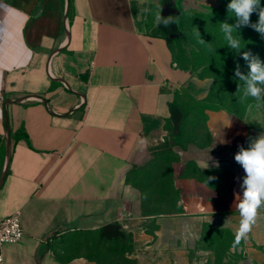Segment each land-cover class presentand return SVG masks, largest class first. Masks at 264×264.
<instances>
[{"label": "crops", "instance_id": "0c3cea01", "mask_svg": "<svg viewBox=\"0 0 264 264\" xmlns=\"http://www.w3.org/2000/svg\"><path fill=\"white\" fill-rule=\"evenodd\" d=\"M156 2L0 0V219L20 210L25 230L4 264H193L203 226L238 233L248 174L235 155L264 133L227 109L206 110L174 164L181 211L144 212L127 181L181 118L171 104L190 77L150 19ZM127 211L133 251H96ZM244 242L264 264V204Z\"/></svg>", "mask_w": 264, "mask_h": 264}, {"label": "rangeland", "instance_id": "374dc122", "mask_svg": "<svg viewBox=\"0 0 264 264\" xmlns=\"http://www.w3.org/2000/svg\"><path fill=\"white\" fill-rule=\"evenodd\" d=\"M150 15L157 20L161 6L173 2L179 10L181 36L175 37L173 53L177 65L189 73V79L177 90V99L189 110L182 142L175 141L171 126L167 123L165 131L160 133L151 145V158L140 167L134 168L131 184L143 193L144 212L162 210L166 205L160 201V186L175 178L174 164L188 143L197 141V135L203 132L205 112L210 109H227L245 118L253 129L264 133V91L259 101L250 95L245 96L246 84L235 75L236 65L240 71L248 74V62L242 53L249 51L264 63V39L262 34L250 26H241L232 35L240 39V50L228 47L225 33L221 31V22L235 25L234 14L228 13L230 0H156ZM176 4V5H175ZM264 6V0H261ZM231 17V18H230ZM252 23L258 21V15L250 17ZM199 31L200 36L196 35ZM204 43H200V39ZM238 84L240 86L238 90ZM264 90V84L257 83ZM181 141V140H180ZM156 185L157 187H154ZM165 190V188L163 189ZM237 233L227 225L208 224L201 228L196 241L190 248L193 264H250L245 250L244 238L236 240ZM82 240V237H78ZM81 251L85 246L79 244ZM105 246H97L103 252ZM130 262V261H129ZM128 260L126 264H130Z\"/></svg>", "mask_w": 264, "mask_h": 264}, {"label": "clouds", "instance_id": "9594fccd", "mask_svg": "<svg viewBox=\"0 0 264 264\" xmlns=\"http://www.w3.org/2000/svg\"><path fill=\"white\" fill-rule=\"evenodd\" d=\"M227 10L228 13L234 14L233 17L236 19L235 25H229L227 21L220 23L221 31L225 33L230 49H236L238 52L240 50V39L233 37L232 34L241 26L252 27L260 32L262 34L261 38L264 39V6H261V0H230ZM253 13L258 15L256 23H252L250 19ZM157 20H163L166 27L169 24L167 18H162L159 15L157 16ZM196 35L200 36L198 30L196 31ZM200 43H204L202 38L200 39ZM242 56L248 62V74L244 75L241 73L240 65L237 64L235 75L246 84L245 96L250 95L259 101L260 94L264 90L256 85L257 83L264 84V63L259 60L258 56L253 57L249 51H244ZM237 87L239 90V84ZM222 142L224 141L222 140ZM235 160L242 164L248 174L244 181L247 187L243 193V199L237 205L243 217L236 237L237 242H239L241 238L246 237V234L250 232L256 220L257 209L264 204V134H261L253 142L250 149L240 147L239 152L235 155ZM214 164L215 167L219 166L217 162H214ZM209 179H214V177H210Z\"/></svg>", "mask_w": 264, "mask_h": 264}, {"label": "trees", "instance_id": "16d2710c", "mask_svg": "<svg viewBox=\"0 0 264 264\" xmlns=\"http://www.w3.org/2000/svg\"><path fill=\"white\" fill-rule=\"evenodd\" d=\"M181 16V15H180ZM176 14H170L167 16H161L162 18H167L169 20V24L166 27L163 20L158 21L159 22V29L160 31L165 35L167 40L169 41V45L173 49V42L174 38L181 36L182 31L180 30L179 18ZM173 34L174 37H170V35ZM179 106L181 108L182 116L181 118L176 121L174 124H170L172 136L175 138V141L182 142V138L186 136L185 132V124L187 122V119L189 117V110L187 109L186 105L182 104L178 99L177 95L175 98V101L171 104V107ZM224 109V108H223ZM181 140V141H180ZM134 168L131 170L127 177V181L131 183L132 174H134ZM132 173V174H131ZM175 179L171 178L169 181H167L164 185L160 186L161 190L159 192L160 194V201L162 204L166 205V208H162V210H153V211H147V213H161L165 211H181V205H179V199H180V193L179 189L175 186ZM154 187H157L156 185H153ZM165 188V190H163ZM98 235L96 238L97 245H95V248L97 249V246H101L100 244H106L108 243V246H105L108 252H111L113 254L117 255H124L126 253H130L133 251L134 246L132 243V239L130 234L126 233L122 226L118 222H112L109 223L103 227H101L98 231ZM85 238L86 236H80Z\"/></svg>", "mask_w": 264, "mask_h": 264}, {"label": "built area", "instance_id": "2783aa9c", "mask_svg": "<svg viewBox=\"0 0 264 264\" xmlns=\"http://www.w3.org/2000/svg\"><path fill=\"white\" fill-rule=\"evenodd\" d=\"M132 217L131 212L121 213L119 222L123 229L129 228V223L126 222ZM25 235V230L22 223V214L20 210L6 215L0 219V264L5 263L4 247L9 243H17L22 240Z\"/></svg>", "mask_w": 264, "mask_h": 264}, {"label": "water", "instance_id": "95a60500", "mask_svg": "<svg viewBox=\"0 0 264 264\" xmlns=\"http://www.w3.org/2000/svg\"><path fill=\"white\" fill-rule=\"evenodd\" d=\"M173 5H174L173 2H167V3L163 4L161 6V12H160L159 16H167L170 14H176L179 17L181 14V10H179L176 6H173ZM178 25H179V23H178ZM170 37H174V35L171 34ZM6 119H7V115H6Z\"/></svg>", "mask_w": 264, "mask_h": 264}]
</instances>
